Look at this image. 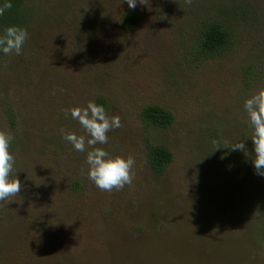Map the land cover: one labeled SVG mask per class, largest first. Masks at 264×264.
Wrapping results in <instances>:
<instances>
[{
    "label": "rangeland",
    "instance_id": "374dc122",
    "mask_svg": "<svg viewBox=\"0 0 264 264\" xmlns=\"http://www.w3.org/2000/svg\"><path fill=\"white\" fill-rule=\"evenodd\" d=\"M220 6L240 11L234 41L197 60L190 47ZM6 15L0 28L29 38L21 55L0 54V130L22 183L0 201V264H264V178L243 107L264 85V0H16ZM100 96L122 127L96 147L135 159L132 184L110 192L60 131L82 134L65 110ZM148 104L172 122L145 125ZM238 140L249 152L230 149ZM150 144L171 151L162 172Z\"/></svg>",
    "mask_w": 264,
    "mask_h": 264
},
{
    "label": "clouds",
    "instance_id": "9594fccd",
    "mask_svg": "<svg viewBox=\"0 0 264 264\" xmlns=\"http://www.w3.org/2000/svg\"><path fill=\"white\" fill-rule=\"evenodd\" d=\"M128 8L134 9L137 0H124ZM13 6L12 0H0V14ZM29 38L26 28L10 24L0 28V54L21 55L25 42ZM61 91H63L61 89ZM244 110L252 129L251 142L254 158L251 164L254 174L264 177V85L244 100ZM66 117L77 121L83 129L82 134L61 129L62 138L69 142L77 152L85 153L88 165L87 177L95 186L103 191L122 189L131 185L134 179L132 171L135 159L131 155L124 157L110 154L103 147L108 143V133L122 127L119 115H109L103 104L95 100H88L83 106H74L65 110ZM14 137L7 130H0V201L11 202L10 197L20 193L21 181L11 173L15 164V157L10 151ZM231 150L242 153L249 152L245 140L235 142Z\"/></svg>",
    "mask_w": 264,
    "mask_h": 264
},
{
    "label": "trees",
    "instance_id": "16d2710c",
    "mask_svg": "<svg viewBox=\"0 0 264 264\" xmlns=\"http://www.w3.org/2000/svg\"><path fill=\"white\" fill-rule=\"evenodd\" d=\"M12 2V8L7 9V17H13L16 0H12ZM239 12L236 6L225 8V10H223V6H220L218 15L203 20L201 28L197 33L196 40L189 50L191 57L202 60V58L218 55L222 51L228 49L235 37V31L231 27L233 24L229 16L236 15ZM243 13H245V10H243ZM121 20L124 26L131 27L137 23L138 16L133 11H125L122 14ZM95 101L98 104H103L106 108L107 102L104 97H97ZM141 119L147 126L165 127L172 122V114L159 105L148 104L145 105L141 111ZM146 157L153 171L162 172L171 159V151L164 145L150 144L146 150ZM244 167L248 173L249 167L247 165H244ZM71 185L72 187L79 188V183L77 181H72Z\"/></svg>",
    "mask_w": 264,
    "mask_h": 264
}]
</instances>
